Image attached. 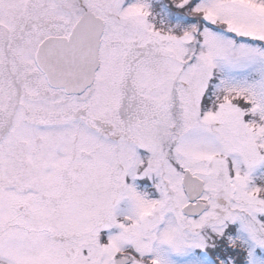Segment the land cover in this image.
I'll return each instance as SVG.
<instances>
[{
  "label": "snow or ice",
  "instance_id": "obj_1",
  "mask_svg": "<svg viewBox=\"0 0 264 264\" xmlns=\"http://www.w3.org/2000/svg\"><path fill=\"white\" fill-rule=\"evenodd\" d=\"M0 264H264V0H0Z\"/></svg>",
  "mask_w": 264,
  "mask_h": 264
}]
</instances>
